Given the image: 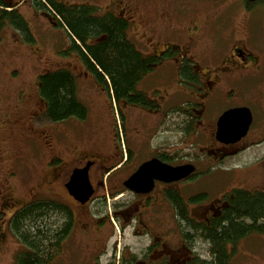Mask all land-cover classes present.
Here are the masks:
<instances>
[{
    "label": "rangeland",
    "instance_id": "374dc122",
    "mask_svg": "<svg viewBox=\"0 0 264 264\" xmlns=\"http://www.w3.org/2000/svg\"><path fill=\"white\" fill-rule=\"evenodd\" d=\"M2 1L11 6L17 5L30 26L35 42L24 40L10 26L4 28L0 42V264H18L17 256L25 251L24 245L10 231L8 224L11 216L17 209L35 200L65 199L66 192L61 187L63 177L67 170L70 173L82 164V159L97 157L108 163L113 153L118 151L115 161L118 164L122 162L127 148L150 153L165 148L166 152L176 148L188 151L192 146L200 157H212L216 150L218 153L222 147L208 141L212 138L214 126L207 119L217 116L218 111L205 107L202 88L204 85L206 89L210 86L212 90L218 89L220 79L229 69L225 62L231 63L230 67L235 65V48L253 54L254 64L259 66L254 78L247 76L249 72L242 76V93L249 92L248 97L252 101L262 96L264 7L249 11L245 9L243 0H61L66 5L93 6L99 9L100 15L111 12L128 20L129 37H133L144 56H161L169 50L172 53L154 66L140 85V90L149 99L155 100L160 108L155 111L122 105L120 113L110 94L85 70L79 57L67 53V35L55 27L49 12L36 10L33 6L35 0ZM175 7H182L185 12L178 9L179 17ZM161 12L166 16L161 17ZM195 26H199L198 29ZM226 56L230 57L229 60ZM186 59H193L196 63L186 64ZM240 63L237 60V65ZM185 67L193 71L199 69L198 83L193 84L192 80L181 76ZM61 68L71 70L77 78L78 98L89 111L86 120L71 118L66 122L51 123L44 115L40 116L45 112V101L39 93V76ZM251 86H255L252 92ZM186 100L193 102L192 106L196 102L201 103L206 111L204 114L201 108L195 110L197 114H204L195 123L197 131L189 135V140L185 138L181 141L180 129L165 127L171 116L166 117L164 111L172 106L185 107L182 104ZM212 101H216L221 108L228 106L215 97ZM249 139L252 138L243 141L237 150L232 147L226 149H232V155L237 154L235 158L213 157L216 163H226L218 171L204 172L211 163L210 158L206 159L207 163L204 161L196 165L199 174L190 190L192 187L194 195L204 193L210 200L193 205L189 210L191 217L207 220L204 218L219 210L224 195L232 189L264 190V170L261 173L256 171V167L245 170L249 163H256L258 158L255 157L264 153V143L250 145L252 140ZM261 167L264 169V163ZM239 171L242 172L237 175ZM103 175L104 172L99 180L102 191L105 189ZM93 182L97 188L96 175ZM102 191L99 192L103 194ZM185 191L188 192V189ZM4 200L6 207L2 208ZM127 204H134V200L125 194L117 200L110 197L106 203L99 205L95 202L92 206L97 207L98 215L109 216L114 209L124 210ZM79 216L83 214L79 212ZM101 220L107 222L106 217H101ZM114 221L117 227L113 223L114 229H110L112 236L108 241V253H111L112 245L121 243L123 246L136 240L132 236L135 223L123 231L121 222ZM77 239L73 238L70 243L67 239L62 254L54 264H58V260L59 264H92L89 257L81 258L85 256L84 248L76 243ZM241 247L233 264H264V236H252L242 242ZM207 248L208 244L198 241L195 249L199 256L206 259ZM106 259L108 255L102 258L103 262Z\"/></svg>",
    "mask_w": 264,
    "mask_h": 264
},
{
    "label": "trees",
    "instance_id": "16d2710c",
    "mask_svg": "<svg viewBox=\"0 0 264 264\" xmlns=\"http://www.w3.org/2000/svg\"><path fill=\"white\" fill-rule=\"evenodd\" d=\"M246 10L264 7V0H243ZM36 10L49 12L56 20L55 27L62 29L69 43L67 53L76 54L85 70L112 96L120 113L122 105L159 109L155 100L141 91L140 85L163 58L171 56L165 51L161 56H144L135 41L129 37L130 23L111 12L99 14V9L85 5H66L61 0H35ZM10 26L24 40L35 42L25 18L16 4L9 6L0 0V42L4 28ZM66 54V52H65ZM188 59V57L186 56ZM186 59V64H190ZM181 76L198 83L192 70L183 68ZM69 69H59L39 76V93L45 101L44 116L51 123L65 122L71 118L86 120L88 108L78 98V84ZM166 115L171 116L167 129H182V140L193 133L195 122L186 107L175 106ZM178 128V129H177ZM181 140V141H182ZM190 149H194L192 146ZM166 151V150H163ZM174 151V150H173ZM186 154L176 150L177 159ZM188 154H195L189 152ZM173 157V158H174ZM196 159H201L195 155ZM196 160V161H197ZM199 161V160H198ZM178 213L193 222L194 234L187 235L196 242L208 244V257L195 255L193 264H233L241 243L252 236H264V191L232 189L209 221L189 220L188 211L179 195H173ZM209 196L194 198V205L202 204ZM68 210L46 199L23 205L9 220L12 234L24 245L25 251L17 256L18 264H47L51 256L61 252L71 226ZM234 263V264H235Z\"/></svg>",
    "mask_w": 264,
    "mask_h": 264
},
{
    "label": "flooded vegetation",
    "instance_id": "af4514ba",
    "mask_svg": "<svg viewBox=\"0 0 264 264\" xmlns=\"http://www.w3.org/2000/svg\"><path fill=\"white\" fill-rule=\"evenodd\" d=\"M178 9L185 12L182 7H175L176 12ZM161 13V17H163V15L166 16L164 12ZM177 15L179 16L178 12ZM198 27L199 26H195L197 29ZM203 55L206 56L205 54ZM229 58V56H226L227 60H229ZM233 58V63H235L234 66L232 65V67H230L231 63L225 62V65L229 69L225 73V76L220 79L219 82L221 84L219 83L218 89L212 90L211 86L209 89H206L203 85L204 83L202 84V89L204 91L202 95L205 96V107L209 106L216 108L218 111V115L214 116V118H207L213 122L214 126L212 138L208 141H210L214 146H221L222 149H220L218 153L216 150L214 156L212 157H209L208 155L207 157L202 156L203 158H199L201 161H198L199 159L197 160L195 155L188 154L187 152L186 154H183L184 156L181 159H177L173 156L175 155V150L169 152L162 150L155 152L152 150L149 151L150 153H148L147 150L143 152L139 149L136 151L129 148H127V150L123 153L122 162L118 164L115 163L117 160L118 151L113 153V157L108 163H105L101 159V161L98 160L99 158L97 159V157L85 161L82 159V164H78L72 169L70 173V170H67L63 177L64 179L61 183V187L63 188V192H66V198L63 199L55 197V199H46L49 200V202L66 208L70 213L72 220L71 226L69 228V234L65 241L61 242V252L58 255L56 253L52 255L47 264H54V262L63 252L64 243L67 242V239L70 243L73 238H78L76 243L80 244L84 248L85 256H82L81 258L89 257V263L92 264H193L195 255H199L195 249L198 242H196V240L194 241V238L187 236L189 234L193 236L194 234L193 222H189L187 219L179 215L173 195H179L183 200L184 206L188 211L189 220L196 219L190 216L189 210L192 209L194 205V198L204 194L201 193L194 195V193H192V187L190 190L192 182L199 174V169L196 165L203 164L206 159L210 158L211 163H208V169H205L204 172L212 169L218 171L219 169L224 168L223 166H225L226 163H216L214 162L213 157L216 156L220 157L221 159H225L227 157L235 158L234 156H237V154L232 155L234 152L231 151L232 149H226L232 147L236 148L235 150H237V146H240V144L248 138H252L249 139L252 140L249 142L250 145L260 146L264 143V90H262L260 93L262 98L258 96L256 100L252 101L248 97L250 94L249 92L245 91L242 93L244 89L241 88L240 84L244 73L249 72L247 76H249V78H254L258 73L259 66L254 64L255 56L253 54L247 53L239 48H235L233 50ZM237 60L241 61L239 65H237ZM199 72V69L194 71L192 70L193 76H197L198 78ZM253 90H255V86H251L250 92ZM214 97L219 101L226 103L228 106L224 108L217 106L218 104L216 101H212ZM239 97L242 100L239 99ZM110 99L113 101L114 98L111 96ZM237 99L240 101H237ZM207 100L209 101L206 102ZM192 104L193 102L190 101L187 106L189 109L186 108V110L187 112L191 113L192 121L197 123L199 119L203 117L206 110L199 102H196L194 106H192ZM198 108L203 110V115L197 114L195 112V110ZM237 109H248L250 111V118H246L243 114L244 112H240L237 115ZM230 110H235L234 123L232 126L235 131L234 135L237 136V131H241V129L246 127L247 123L248 125L245 135L242 136L238 141L236 140L234 142L226 143L218 139L217 133L219 129L220 117L225 112ZM194 127L193 130H195ZM179 132L181 133L182 129H180ZM252 134H255V136H252ZM188 137L189 136L186 137V140H189ZM138 156L141 159L138 158ZM255 158H258L256 163H249L245 170H249L250 167H256V171L261 173L264 170L261 167V164L264 163V153L262 152L261 156ZM153 159H157L160 162L173 167L191 165L194 168V171L188 177L178 181L165 182L161 180H154L151 191L144 194L136 193L134 190H131V188L126 185V183L133 175L136 174L138 169L144 163H147ZM86 167L88 169L89 178L95 192L88 199V201L83 203L70 193L69 185L73 172L76 169H83ZM103 172V187L106 189L105 183H107L106 191L105 189L102 191L103 189L99 183L101 173ZM240 172L242 171L237 172V175ZM95 175L96 181L98 178L97 188L93 182ZM186 189H188L189 193L185 191ZM98 190L102 191L103 194H101ZM125 194L134 200V204H127L124 207V210L117 211L114 209V215L110 214L109 216H106L102 213L98 215L97 207L92 206V204L95 202H97L99 205L106 203L110 197L114 200H117L121 197H124ZM36 199L39 198L37 197ZM208 200H210V198H208ZM222 203L223 202H221L219 209ZM140 204L142 206H140ZM5 207L6 204L4 200L2 203V208ZM77 207L78 211L76 210ZM133 207H136L137 209H134ZM79 212L83 214L82 217L79 216ZM214 214L215 213L211 215ZM211 215L204 218L207 220H196L207 222L209 221V217ZM101 217H106L107 222L102 221ZM98 219H100V221ZM114 219H117L121 222V228L123 231L128 227V225L135 223L132 236L135 237L136 240L134 243H125L123 246L121 243L119 245H112L110 246L111 253H108V241L111 238L112 230L114 229L113 223L115 227H117ZM124 224H126V226ZM76 243L74 242L75 246L77 247ZM107 255L108 259L103 262L102 258ZM57 263H60L59 260Z\"/></svg>",
    "mask_w": 264,
    "mask_h": 264
},
{
    "label": "water",
    "instance_id": "95a60500",
    "mask_svg": "<svg viewBox=\"0 0 264 264\" xmlns=\"http://www.w3.org/2000/svg\"><path fill=\"white\" fill-rule=\"evenodd\" d=\"M244 112L246 118H250V111L248 109H237V115ZM235 117V110L225 112L219 119V129L217 137L219 140L229 143L238 141L247 131V125L241 131H237V136L234 135L233 129ZM194 168L191 165L173 167L153 159L144 163L133 175L126 185L134 190L136 193H148L153 188L154 180H161L165 182L178 181L188 177ZM70 193L81 202H86L94 194L93 186L90 183L88 169H77L74 171L72 181L69 185Z\"/></svg>",
    "mask_w": 264,
    "mask_h": 264
}]
</instances>
